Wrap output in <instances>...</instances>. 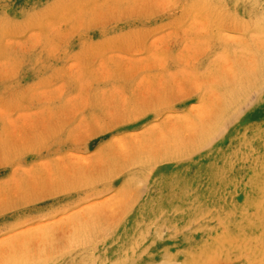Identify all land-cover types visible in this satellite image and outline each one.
Instances as JSON below:
<instances>
[{
    "label": "rangeland",
    "instance_id": "1",
    "mask_svg": "<svg viewBox=\"0 0 264 264\" xmlns=\"http://www.w3.org/2000/svg\"><path fill=\"white\" fill-rule=\"evenodd\" d=\"M0 264H264V0H0Z\"/></svg>",
    "mask_w": 264,
    "mask_h": 264
}]
</instances>
